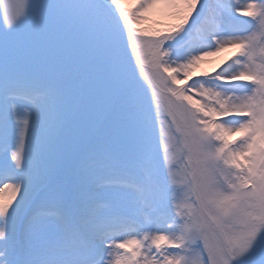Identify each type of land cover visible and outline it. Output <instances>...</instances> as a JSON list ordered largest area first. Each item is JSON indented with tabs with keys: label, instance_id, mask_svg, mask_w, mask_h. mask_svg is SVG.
<instances>
[{
	"label": "snow or ice",
	"instance_id": "obj_1",
	"mask_svg": "<svg viewBox=\"0 0 264 264\" xmlns=\"http://www.w3.org/2000/svg\"><path fill=\"white\" fill-rule=\"evenodd\" d=\"M0 264H264V0H0Z\"/></svg>",
	"mask_w": 264,
	"mask_h": 264
},
{
	"label": "rangeland",
	"instance_id": "obj_2",
	"mask_svg": "<svg viewBox=\"0 0 264 264\" xmlns=\"http://www.w3.org/2000/svg\"><path fill=\"white\" fill-rule=\"evenodd\" d=\"M128 6H130V4L128 5ZM225 58H224V60H222V62L219 64V65H217V64H213V60H214V58L216 57H209V58H207L202 64H201V68H200V72L201 73H211L212 71H213V69H217L218 68V66H223L224 65V63L226 62V61H228V58L230 57V56H232L233 55V50L232 49H229V50H226L225 51ZM230 62V61H229Z\"/></svg>",
	"mask_w": 264,
	"mask_h": 264
},
{
	"label": "bare ground",
	"instance_id": "obj_3",
	"mask_svg": "<svg viewBox=\"0 0 264 264\" xmlns=\"http://www.w3.org/2000/svg\"><path fill=\"white\" fill-rule=\"evenodd\" d=\"M224 54H225V52H222L218 56H216L214 58V60H213V64L219 65L222 62V60H224V58H225V55Z\"/></svg>",
	"mask_w": 264,
	"mask_h": 264
}]
</instances>
